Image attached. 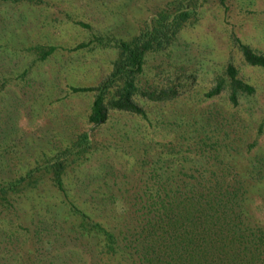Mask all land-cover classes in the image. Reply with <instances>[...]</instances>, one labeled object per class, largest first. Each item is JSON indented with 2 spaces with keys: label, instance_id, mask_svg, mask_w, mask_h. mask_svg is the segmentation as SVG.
I'll use <instances>...</instances> for the list:
<instances>
[{
  "label": "rangeland",
  "instance_id": "1",
  "mask_svg": "<svg viewBox=\"0 0 264 264\" xmlns=\"http://www.w3.org/2000/svg\"><path fill=\"white\" fill-rule=\"evenodd\" d=\"M166 1L0 0V182L41 166L38 184L15 198L10 210L14 223L27 224L41 206L57 209L67 196L86 197L94 205L111 191L128 194L139 186L156 152L169 149L170 156L196 157L193 145L202 130L232 131L241 157L264 151V125L257 133L264 119V69L245 63L232 39L234 34L264 52V0L201 3L165 49L145 53L136 79L140 88H148L172 80L185 83L187 74H194L190 87L163 101L135 95L145 117L110 110L105 122H87L93 94L69 86L97 83L118 53L116 46L99 45L92 38L129 39ZM87 39L91 43L73 48ZM48 46L54 47L39 58ZM229 59L254 87L250 94H240L236 105L229 102L226 90L203 95L215 75L224 74ZM83 130L92 146L66 167L64 195L42 164ZM263 186L254 183L250 205L264 224ZM97 212L96 218L104 215L101 220L107 221V212L102 217ZM16 243L24 246L19 236L0 246L9 250ZM7 256L5 264L11 263Z\"/></svg>",
  "mask_w": 264,
  "mask_h": 264
},
{
  "label": "trees",
  "instance_id": "2",
  "mask_svg": "<svg viewBox=\"0 0 264 264\" xmlns=\"http://www.w3.org/2000/svg\"><path fill=\"white\" fill-rule=\"evenodd\" d=\"M204 1L167 0L129 39L92 38L99 45L116 46L118 53L110 71L97 83L69 86L71 91L92 92L88 123L105 122L110 110L145 117L135 95L163 101L190 87L194 74H187L185 83L172 80L148 88H140L136 79L145 53L165 49ZM218 2L224 6V0ZM232 39L245 63L264 69V52L234 34ZM89 43L91 39L79 41L73 48ZM53 47H46L38 57ZM223 73L215 75L213 85L203 92L205 97L226 90L229 102L236 105L240 94L253 92L252 84L238 74L230 59ZM263 125L261 119L257 133ZM231 134L230 130L197 132L196 157L170 156L169 149L156 152L132 192L116 195L106 184L110 193L98 197L94 205L86 197L67 196L57 209L41 206L27 224L14 223L10 210L15 198L38 184L41 166L1 181L0 242L19 236L24 246L16 243L9 250L0 246V264H5V254L9 264H264V224L253 216L250 205L254 183L264 184V151L241 157ZM91 146L89 134L83 130L44 160L42 167L64 195L66 167ZM95 210L101 217L107 212V221L101 220L104 215L96 218Z\"/></svg>",
  "mask_w": 264,
  "mask_h": 264
}]
</instances>
